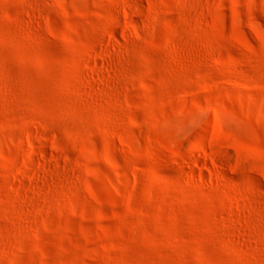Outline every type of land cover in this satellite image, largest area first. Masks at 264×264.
Segmentation results:
<instances>
[{
  "label": "rangeland",
  "instance_id": "obj_1",
  "mask_svg": "<svg viewBox=\"0 0 264 264\" xmlns=\"http://www.w3.org/2000/svg\"><path fill=\"white\" fill-rule=\"evenodd\" d=\"M0 264H264V0H0Z\"/></svg>",
  "mask_w": 264,
  "mask_h": 264
}]
</instances>
